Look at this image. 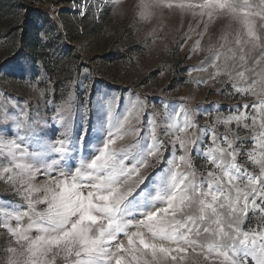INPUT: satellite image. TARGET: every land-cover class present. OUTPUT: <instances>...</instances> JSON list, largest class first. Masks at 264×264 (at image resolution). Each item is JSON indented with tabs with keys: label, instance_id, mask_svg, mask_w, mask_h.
Returning <instances> with one entry per match:
<instances>
[{
	"label": "snow or ice",
	"instance_id": "obj_1",
	"mask_svg": "<svg viewBox=\"0 0 264 264\" xmlns=\"http://www.w3.org/2000/svg\"><path fill=\"white\" fill-rule=\"evenodd\" d=\"M182 6L209 18L229 9L260 39L253 17L264 10L251 0ZM38 35L54 61L49 33ZM196 51L194 42L188 57ZM246 59L226 70L213 55L187 69L200 74L198 87L242 103L193 107L181 98L157 112L134 94L122 119L113 117L117 98L108 92H69L56 105L39 87L46 81L35 61L13 64L10 74L28 77L51 112L0 95V184L13 197L0 196L5 264H17L12 245L22 242L25 264H43L52 248L68 264H264V84L257 87L259 54Z\"/></svg>",
	"mask_w": 264,
	"mask_h": 264
},
{
	"label": "rangeland",
	"instance_id": "obj_2",
	"mask_svg": "<svg viewBox=\"0 0 264 264\" xmlns=\"http://www.w3.org/2000/svg\"><path fill=\"white\" fill-rule=\"evenodd\" d=\"M104 3L107 7L101 11L99 0H0V95L7 92L22 105L30 102L41 115L46 110L51 112L44 98L33 91L28 77L10 74L13 64L26 61H35L36 70L44 73L46 82L39 87L48 90L49 101L60 105L69 92L73 99H87L85 90L108 92L117 98L113 117L121 119L134 94L145 98L149 109L157 112H163V104H178L181 98L193 107H208L212 102L242 103L239 97L221 96L193 83L200 74L189 76L187 69L213 55L219 56L222 68L231 70L229 65H240L242 57L248 64L259 54L257 87L264 84V18L253 17L260 36L255 40L246 33L239 14L229 9H213L209 18L182 6L184 0ZM251 5L253 10H264V0H251ZM82 10L87 14L82 15ZM40 31L50 35L49 43L56 51L54 61L40 42ZM186 36L189 39L181 49L178 46ZM194 42L197 51L189 58ZM81 65L89 71L85 73ZM48 76L51 83H47ZM204 119L199 117L201 124ZM201 165L198 160L197 167ZM0 196L13 199L3 184ZM8 239V234L0 230V264H5L3 251ZM12 247L17 264H25L28 245L22 242ZM64 257L62 249L52 248L45 250L42 260L43 264H68Z\"/></svg>",
	"mask_w": 264,
	"mask_h": 264
}]
</instances>
